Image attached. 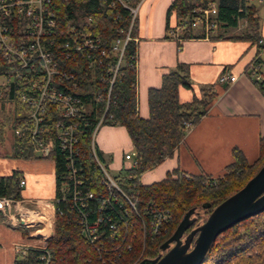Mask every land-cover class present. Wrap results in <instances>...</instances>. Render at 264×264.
I'll return each mask as SVG.
<instances>
[{"label":"trees","instance_id":"16d2710c","mask_svg":"<svg viewBox=\"0 0 264 264\" xmlns=\"http://www.w3.org/2000/svg\"><path fill=\"white\" fill-rule=\"evenodd\" d=\"M110 1L51 0V6L56 14L57 30L64 33L68 28L76 27L78 21H82V26L92 33L119 36L120 29L126 28L128 24L127 10L117 3L110 5ZM244 1L172 0L166 11V22L173 13L174 27H177L185 18L189 21L196 15L199 6L215 3L217 8L215 28L234 26L238 19L244 16L249 23L245 28L244 37L257 40L258 19L253 15L255 7L252 4L244 5ZM85 16H91L90 25L84 22ZM135 27L134 25L131 29L132 36H136ZM170 28L167 23V31ZM179 36L189 38L201 35L193 33V28L187 23L179 28ZM135 54L136 42L129 40L124 49L120 72L111 87L110 101L102 124L124 126L136 151L135 164L118 172L128 173L131 178L120 180L119 183L128 192L136 193L140 202L153 201L161 209L168 210L172 218L165 229L153 239H150L146 232L144 237L142 233H137L131 243H120L119 237L103 243L100 247H97L99 243H86L79 235L78 211L72 208L68 197L61 198L59 173L65 169L67 158L65 151L56 143L50 154L55 161L56 170V210L53 236L48 240V247L52 252L49 264H133L141 253L142 243L146 245L142 257H153L158 253L160 243L172 233L187 209L200 207L208 214L213 206L243 186L264 161L262 135L259 139V154L253 162L247 161L242 151L234 147L232 160L218 175L203 173L188 174V177H185L176 168L157 181L141 183L140 174L172 154L188 131L185 123H190L191 127L196 124L212 105L218 92L210 85L201 88L198 94L193 93L190 99L181 100L179 87H191V84L187 77V66L179 63L161 76L159 87L148 88V115L141 117L137 113ZM66 67L72 70L80 69L73 64H67ZM103 86L104 83L101 87L92 88L84 96L86 109L81 114L61 120L74 123L78 129L79 156H74L73 159L77 168L80 167L79 173L83 174V184L78 188L81 195H84L86 190L93 191L94 196L86 200L89 221L101 213L103 221L99 227L104 230L103 236H106L109 234L107 216H110V220L117 219L118 221H115L118 227L117 236H120L129 231L126 216L122 212L125 205L119 206L118 200L111 199L101 212L98 211L101 200L96 194L104 192L105 189L98 183L99 169L90 145L91 132L103 111L106 98V89ZM20 89L21 85L12 83L8 89L1 91V97L8 98L9 102H3L7 107L0 108V143L3 146L9 133V156L41 157L35 153L29 132L25 128L31 124V120L21 116L29 106L20 101ZM46 107L49 119L45 120V123L52 130V123L60 118L56 116L53 105L47 103ZM17 127L24 128L19 137L13 133V129ZM95 151L103 159L97 147ZM21 177L22 172L19 170H13L10 175H0V196L19 198ZM199 219V217L195 219L192 226L198 223ZM127 244H130V247ZM35 255L36 252L29 251L22 259H17L15 264H33ZM201 264H264V210L242 219L219 233Z\"/></svg>","mask_w":264,"mask_h":264},{"label":"built area","instance_id":"2783aa9c","mask_svg":"<svg viewBox=\"0 0 264 264\" xmlns=\"http://www.w3.org/2000/svg\"><path fill=\"white\" fill-rule=\"evenodd\" d=\"M116 3L127 10L128 24L126 28L120 29L119 36L110 37L88 31L82 26V21H78L76 27H70L64 33L57 30L51 0H0V101L9 102L8 98L1 97L2 89H8L12 83L21 85L19 99L29 106L21 116L31 120V124L25 128L29 132L35 153L50 158L55 165L50 154L56 143L65 151V169L59 173L61 198L68 197L72 208L78 211L79 235L86 243H99L97 247L118 237L121 239L120 243H131L137 233H142L144 237L147 232L148 237L153 239L172 218L168 210L161 209L153 201L140 202L136 193L128 192L119 183L120 180L131 178L128 173L118 172L135 164L134 148L122 152V163L117 170H113L109 162L101 159L95 151V135L106 114L111 87L122 66L125 46L129 40H137L132 36L131 29L137 19L140 0L110 1V5ZM196 10L197 14L189 21L185 18L174 28H182L188 23L192 28L200 27L204 35H207L216 26V4L199 6ZM83 20L90 25L91 16H85ZM169 33L173 34L172 29H169ZM260 43L264 45V40H260ZM67 64L80 69L72 70L66 67ZM244 74L264 91V71L257 58L247 64ZM235 79V75L225 72L218 77L219 82H231ZM103 83L106 98L103 111L91 132L90 145L99 169L98 183L105 189L96 194L101 200L98 211L101 212L111 199L118 200L119 206L125 205L122 212L126 216L129 231L120 236H117V219L115 222L107 216L109 234L106 236H103L104 230L99 227L103 221L101 213L89 221L86 200L94 196L93 191L86 190L81 195L78 188L83 184V174L79 173L80 167L77 168L73 159L74 156H79L78 129L74 123L61 120L81 114L86 109L84 96ZM47 103L53 105L56 116L60 118L52 123V130L45 123L49 119ZM185 127L189 130L191 124L185 123ZM23 129L14 128V135L21 136ZM182 175L188 177V174ZM24 182L21 177L19 187ZM55 199L54 196L51 201L53 208L46 215L42 209L23 205L20 198L0 196V217L4 219V223L24 230L20 239L10 243L14 253L13 264L29 251L36 252L33 264L50 263L52 252L48 247V240L53 236ZM127 245L130 247V244ZM139 259L138 256L133 264Z\"/></svg>","mask_w":264,"mask_h":264},{"label":"crops","instance_id":"0c3cea01","mask_svg":"<svg viewBox=\"0 0 264 264\" xmlns=\"http://www.w3.org/2000/svg\"><path fill=\"white\" fill-rule=\"evenodd\" d=\"M172 0H140L136 30V95L137 113L147 117V90L159 87L161 76L184 63L191 87H179L181 100L212 85L218 92L207 112L185 134L183 140L161 162L143 171L139 180L143 184L163 178L167 172L178 169L182 174L222 173L233 158L232 149L242 151L247 161L253 162L259 154V139L264 135V92L246 74L244 69L254 58L264 71V0H245L255 8L258 19V39L244 37L247 19L241 16L236 25L216 27L204 35L200 27L193 33L201 36L180 38L174 28L171 13L166 22V11ZM169 25L173 34L167 31ZM263 45V47H262ZM236 76L231 82H219L221 73ZM101 127V126H100ZM95 135V144L102 158L113 170L122 163V152L133 148L122 125H102ZM9 142V141H8ZM0 154V175L13 170L22 172L25 182L20 187V199L25 206L50 213L55 196V165L50 158L38 160ZM37 160V161H36ZM24 230L9 227L0 217V264H13V240L22 237Z\"/></svg>","mask_w":264,"mask_h":264},{"label":"water","instance_id":"95a60500","mask_svg":"<svg viewBox=\"0 0 264 264\" xmlns=\"http://www.w3.org/2000/svg\"><path fill=\"white\" fill-rule=\"evenodd\" d=\"M263 210L264 161L243 186L213 206L202 221L192 226L196 208L187 209L160 243L158 253L135 264H201L219 233Z\"/></svg>","mask_w":264,"mask_h":264},{"label":"rangeland","instance_id":"374dc122","mask_svg":"<svg viewBox=\"0 0 264 264\" xmlns=\"http://www.w3.org/2000/svg\"><path fill=\"white\" fill-rule=\"evenodd\" d=\"M2 106H5V107H7V104H4L2 101H0V108H2ZM102 125H106L105 123H103V124H101L100 126L102 127ZM110 125V124H109ZM100 127V128H101ZM8 141H9V133H8V137H7V139H6V141H5V143L3 144V146H6L7 144H8ZM2 145H1V143H0V154L1 153H6V149L7 148H5V147H3ZM96 147H97V145H96ZM35 159H38V160H43V159H45V158H43V157H37V158H35ZM46 160V159H45ZM37 161V160H36ZM112 172V171H111ZM194 217H195V219H197L198 217L200 218L199 219V222L200 221H202L206 216H207V213H205L200 207H197L196 208V213H194V215H193ZM142 248L140 249L141 250V253H140V255H139V258L141 259L142 258V256L144 255L143 253H144V251H145V247H146V245H144L143 243H142V246H141ZM136 260V259H135ZM134 260V261H135Z\"/></svg>","mask_w":264,"mask_h":264}]
</instances>
